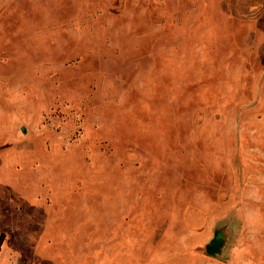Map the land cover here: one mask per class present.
Returning a JSON list of instances; mask_svg holds the SVG:
<instances>
[{"label": "rangeland", "instance_id": "374dc122", "mask_svg": "<svg viewBox=\"0 0 264 264\" xmlns=\"http://www.w3.org/2000/svg\"><path fill=\"white\" fill-rule=\"evenodd\" d=\"M0 264H264V0H0Z\"/></svg>", "mask_w": 264, "mask_h": 264}, {"label": "water", "instance_id": "95a60500", "mask_svg": "<svg viewBox=\"0 0 264 264\" xmlns=\"http://www.w3.org/2000/svg\"><path fill=\"white\" fill-rule=\"evenodd\" d=\"M224 242V237L220 230H215L212 234V238L209 240V242L204 246L205 254L209 257H215Z\"/></svg>", "mask_w": 264, "mask_h": 264}]
</instances>
